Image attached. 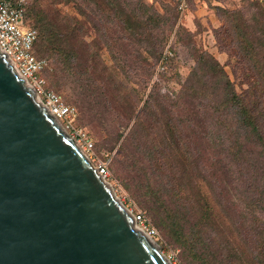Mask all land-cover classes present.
Instances as JSON below:
<instances>
[{
  "label": "rangeland",
  "instance_id": "374dc122",
  "mask_svg": "<svg viewBox=\"0 0 264 264\" xmlns=\"http://www.w3.org/2000/svg\"><path fill=\"white\" fill-rule=\"evenodd\" d=\"M51 1L44 0L43 8ZM74 1L76 5L55 7L74 18L71 27L75 32L69 44L75 51L77 72L82 73L76 78L70 77L75 81L71 82L69 77L58 71L60 66L56 65L54 57L36 54L46 63L41 76L46 86L66 105L75 108L77 115L73 125L91 141L92 151H86L82 141H78L77 146L92 166L98 165L99 161L105 163L108 169L107 183L114 196L129 211L145 215L157 232L152 240L171 264H184L179 258V251L156 228L144 210L146 200L152 208L156 204L146 198L142 190H135L136 195L132 196L124 189L129 182L130 169L128 159L119 147L122 142H129V133L136 118L143 127L153 124L149 122L147 114H142L146 100L153 111L154 121L165 116L179 127L184 125L192 106L182 102L185 101L184 97H177H180L201 53H208L222 65L234 82L237 93L245 88L243 83L246 79L240 72L234 75V60L219 48L214 32L226 24L225 12L230 13L238 23H241V14L246 19L256 13L254 2L257 0H119L121 10L109 0ZM261 1L258 0L259 3ZM33 3L34 0H28L29 6ZM144 6L147 8L144 9ZM47 12L51 17L54 10L47 9ZM148 17H153L156 22L163 19V22L159 27L151 23L144 25L142 20ZM137 21L143 27L137 28ZM161 36L165 37V46L162 58L157 61L153 53ZM101 70L107 73H101ZM56 76L59 82L62 81L61 88L54 85ZM83 76L88 78L86 82ZM104 77H113L115 85H108L101 96V88L105 87ZM79 86L88 89L86 94L80 93ZM74 95L79 97L81 105L70 99ZM176 98L178 108L173 106ZM158 103L164 106L163 112ZM197 111L199 113V109ZM200 114H203L202 110L197 119ZM176 118L184 120L179 123ZM191 124L192 121L189 122ZM190 132L192 135L196 132L193 136H196L195 143L200 151L198 157L200 162L205 161L210 152L202 148L198 138L199 124L195 123L192 129L187 128L184 137L189 136ZM153 142L159 145L160 140L155 138ZM172 173L178 174L176 170ZM201 187L205 206L212 205L213 210L212 213L203 209L200 214L204 230L209 234L205 236L206 243L218 246V256H211L214 261L210 263L220 264L224 260L228 264H264V210L256 205L254 208L252 205L227 204L234 200L231 199L234 197L230 190V194L220 198L229 219L224 209L218 204L216 206L217 192L213 193L206 186ZM250 198L262 199L260 206L264 207V193L254 192ZM155 209L163 218L165 214L162 209ZM240 213L245 220L237 218Z\"/></svg>",
  "mask_w": 264,
  "mask_h": 264
},
{
  "label": "trees",
  "instance_id": "16d2710c",
  "mask_svg": "<svg viewBox=\"0 0 264 264\" xmlns=\"http://www.w3.org/2000/svg\"><path fill=\"white\" fill-rule=\"evenodd\" d=\"M43 1L34 0L29 6L26 0L24 6V24L37 33L33 54L37 59L43 55L54 57L56 65L60 66L59 72L76 78L82 72H77L75 51L69 44L75 32L71 27L74 18L55 7L76 3L74 0H52L43 8ZM109 1L121 10L119 0ZM254 3L257 12L246 19L241 14V23L225 12L226 24L214 32L219 48L234 60V75L240 72L246 79L243 83L245 88L237 93L234 82L222 65L208 53H201L180 97H177H184L185 101L182 102L192 106L190 116L184 121L185 126L179 127L165 116L154 121L153 111L146 100L142 114H147L149 122L153 124L143 127L136 118L129 133V142H122L119 147L126 155L130 169L129 182L124 189L132 196L136 195L135 190L144 191L143 195L156 204L155 208L162 209L165 214L163 218L147 200L146 206H143L152 223L179 251V258L184 264H211L214 259L210 257L218 256V246L206 243L205 236L209 234L204 230L200 214L203 209L212 213L213 210L212 205L205 206L201 186L217 192L216 206H221L229 219L220 198L230 194V190L234 197L231 199L234 200L227 204L252 205L254 208L256 205L264 210L260 206L262 199L250 198L254 192L264 193V0ZM47 9L54 10L51 17ZM162 20L156 22L153 17H148L142 21L144 25L151 23L159 27ZM141 27L143 25L137 21V28ZM164 39V36L159 38L153 53L157 61L162 58ZM101 73L107 72L101 70ZM83 77L86 82L88 78ZM57 78L54 85L61 88L62 81L59 82ZM113 80V77L103 78L105 87L101 88V96L108 85H115ZM70 81L75 82L71 78ZM87 90L81 88L80 93ZM177 98L171 102L178 108ZM70 99L80 104L77 95ZM160 103L158 105L162 106L163 112L164 106ZM197 109L199 113L201 110L203 112L198 119ZM176 120L182 123L184 119ZM195 123L199 124L198 138L202 148L210 152V156H206L202 162L198 157L200 151L195 143L196 136H193L196 132L184 137L187 128L192 129ZM155 138H159V145L154 144ZM173 170L178 174L172 173ZM238 217L245 220L242 213ZM222 263L226 262L223 260Z\"/></svg>",
  "mask_w": 264,
  "mask_h": 264
},
{
  "label": "water",
  "instance_id": "95a60500",
  "mask_svg": "<svg viewBox=\"0 0 264 264\" xmlns=\"http://www.w3.org/2000/svg\"><path fill=\"white\" fill-rule=\"evenodd\" d=\"M0 264H171L2 52Z\"/></svg>",
  "mask_w": 264,
  "mask_h": 264
},
{
  "label": "built area",
  "instance_id": "2783aa9c",
  "mask_svg": "<svg viewBox=\"0 0 264 264\" xmlns=\"http://www.w3.org/2000/svg\"><path fill=\"white\" fill-rule=\"evenodd\" d=\"M25 4L26 0H0V52L13 65L17 76L22 78L26 85L34 91L36 100L53 116L60 128L76 145L78 141H82L84 149L91 152V141L73 125L77 115L75 108L66 105L57 94L46 88L45 80L41 76L46 63L44 60L37 59L33 54V44L37 33L36 30L24 24ZM93 167L107 182L108 169L105 163L99 161L98 165L93 164ZM129 212L137 230L142 231L151 239L157 236V232L150 226L145 215Z\"/></svg>",
  "mask_w": 264,
  "mask_h": 264
},
{
  "label": "bare ground",
  "instance_id": "6f19581e",
  "mask_svg": "<svg viewBox=\"0 0 264 264\" xmlns=\"http://www.w3.org/2000/svg\"><path fill=\"white\" fill-rule=\"evenodd\" d=\"M58 124V123H57ZM77 146V145H76ZM78 147V146H77ZM79 148V147H78ZM152 242H153V244H154V241L151 239V238H149Z\"/></svg>",
  "mask_w": 264,
  "mask_h": 264
}]
</instances>
